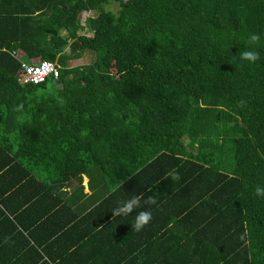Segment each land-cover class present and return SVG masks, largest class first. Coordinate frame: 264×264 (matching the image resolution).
I'll list each match as a JSON object with an SVG mask.
<instances>
[{"label":"trees","instance_id":"obj_1","mask_svg":"<svg viewBox=\"0 0 264 264\" xmlns=\"http://www.w3.org/2000/svg\"><path fill=\"white\" fill-rule=\"evenodd\" d=\"M257 185L264 0H0V264H264Z\"/></svg>","mask_w":264,"mask_h":264},{"label":"clouds","instance_id":"obj_2","mask_svg":"<svg viewBox=\"0 0 264 264\" xmlns=\"http://www.w3.org/2000/svg\"><path fill=\"white\" fill-rule=\"evenodd\" d=\"M260 41V36L258 34H251L248 38L249 49L243 51L240 54L241 61H247L249 63H255L260 59V54L256 51L252 46L258 44ZM243 101L240 102L241 106L243 105ZM171 177L172 180H179V175L174 171L171 173H165L164 178ZM255 195L259 197H264V186L257 185L255 188ZM156 200L148 196L146 199L142 198V195H133L131 198L122 201L118 206L112 209L113 217H127L134 210L142 209L140 211H136L134 216V223L131 225L132 230L136 232L142 231L152 220V212L150 210L144 209L143 205H151L155 204Z\"/></svg>","mask_w":264,"mask_h":264},{"label":"built area","instance_id":"obj_3","mask_svg":"<svg viewBox=\"0 0 264 264\" xmlns=\"http://www.w3.org/2000/svg\"><path fill=\"white\" fill-rule=\"evenodd\" d=\"M60 66L48 60L24 61L22 63V80L25 82L40 83L49 77H59Z\"/></svg>","mask_w":264,"mask_h":264},{"label":"rangeland","instance_id":"obj_4","mask_svg":"<svg viewBox=\"0 0 264 264\" xmlns=\"http://www.w3.org/2000/svg\"><path fill=\"white\" fill-rule=\"evenodd\" d=\"M107 8L114 11V12H117L120 8V5L117 1H112L110 4L107 5ZM97 14H98L97 11L83 12L81 15V21H80L81 24L82 25L85 24L87 17L92 16V15L96 16ZM80 32L86 33L88 35L92 34V31L89 28H86L85 30H81ZM66 49H69V48L66 47ZM19 56H22V55H19ZM93 59H94V55L92 53L86 52V53H84V55L82 57L69 61V65H71V66L84 65V64L90 63L91 61H93ZM37 60H35V61H37ZM113 71L114 72L118 71V67L116 64L113 66ZM84 183L87 184V178H85ZM86 190H88V188H86Z\"/></svg>","mask_w":264,"mask_h":264},{"label":"crops","instance_id":"obj_5","mask_svg":"<svg viewBox=\"0 0 264 264\" xmlns=\"http://www.w3.org/2000/svg\"><path fill=\"white\" fill-rule=\"evenodd\" d=\"M19 52V51H18ZM20 53V55H22V53L21 52H19ZM37 60V59H36Z\"/></svg>","mask_w":264,"mask_h":264}]
</instances>
